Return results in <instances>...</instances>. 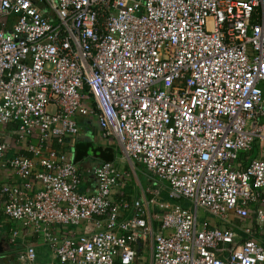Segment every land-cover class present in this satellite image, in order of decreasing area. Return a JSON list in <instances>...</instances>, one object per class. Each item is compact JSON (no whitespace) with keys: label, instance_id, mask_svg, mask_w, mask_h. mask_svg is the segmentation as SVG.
<instances>
[{"label":"built area","instance_id":"1","mask_svg":"<svg viewBox=\"0 0 264 264\" xmlns=\"http://www.w3.org/2000/svg\"><path fill=\"white\" fill-rule=\"evenodd\" d=\"M78 115L191 206L114 200L124 174L110 161L81 192L52 147L77 134ZM0 125L31 154L6 158L0 141L17 176L0 208L21 224L12 241L24 229L48 247L44 264H134L148 236L150 264H264L251 235L264 229V0H0ZM254 146L261 157L242 167ZM198 209L243 226L200 222ZM83 222L94 230L61 233ZM17 257L41 264L33 243Z\"/></svg>","mask_w":264,"mask_h":264},{"label":"crops","instance_id":"2","mask_svg":"<svg viewBox=\"0 0 264 264\" xmlns=\"http://www.w3.org/2000/svg\"><path fill=\"white\" fill-rule=\"evenodd\" d=\"M78 124V132L75 136L67 137L64 141V147L54 144L52 147L56 150L63 151L66 153L68 158L75 163L78 173L80 174L81 184L80 191L81 192H94L96 189V184L93 178L88 175V170L93 166L99 165L103 162L110 161L113 162L116 160V152L120 151V147L118 146V142L113 138H103L100 134V130L97 126L95 119L92 116L78 115L76 117ZM12 126V125H11ZM13 128V126L11 127ZM5 140L10 144V147L5 157L11 158L18 155H24L22 152L26 151L24 147L17 145L15 142L14 136L6 135L4 132H0V141ZM27 152V151H26ZM30 154V153H29ZM26 156V155H24ZM31 156V154H30ZM261 157V153L258 151V147L254 146L248 153L244 154L241 159L242 167L245 166L250 158ZM0 163V185L4 182H13L17 180V176L15 172L11 169L6 168ZM139 165L142 170L143 177L147 182V186L144 187V182L140 181V185L136 189V194H131L126 191H122L120 186L116 185L112 190V198L114 200H126L132 202L133 200L142 199L144 197H152V196H161V191L167 190L165 185L154 183L151 180L144 169L143 166ZM152 189V192L149 190ZM155 191V192H154ZM167 192V191H166ZM162 198V196H161ZM168 199V192L167 197ZM160 199V197L158 198ZM161 200V199H160ZM123 217H129L130 210L121 211ZM206 218V217H205ZM227 223L217 220L216 218L209 217L208 222H210L211 226L225 227H242L243 223L236 219L233 214H229L227 218ZM5 223L9 225L8 229H5ZM251 223L248 222V225ZM246 225V224H244ZM21 228V224L18 222H13L7 220L0 208V264H24L20 260H18L17 254L22 251L26 244L33 243L37 252V263H47L51 260L52 255L47 252V246L39 240L36 234L31 233L30 231H26L22 229L18 236L12 241L10 238V230L12 228ZM156 228V226H154ZM94 230V226L92 222H83L77 227H69V228H61L62 234L69 233H89ZM262 230H257V227H252V236L254 238L260 240L264 244V233ZM243 234V233H241ZM149 236L146 237L141 242L139 246V260L134 264H150L151 260V240H149ZM146 251L148 254L144 256ZM145 257V258H144ZM115 264H120L118 261Z\"/></svg>","mask_w":264,"mask_h":264},{"label":"rangeland","instance_id":"3","mask_svg":"<svg viewBox=\"0 0 264 264\" xmlns=\"http://www.w3.org/2000/svg\"><path fill=\"white\" fill-rule=\"evenodd\" d=\"M12 126L8 125H0V132H4V134L6 135H11V131H12ZM121 151V148H120ZM116 160L114 161V165L117 167V169L120 172H123V178L120 181V189H122V191H126L129 192L131 194H136V189L137 187L140 185V181L144 182V187L147 186V182L145 180V177H143L142 174V170L141 167L139 165H133L131 161H129L122 152L117 151L116 152ZM149 190L152 192V189L149 188ZM167 190H162L161 191V196H163L164 198L167 197ZM155 192V191H154ZM161 196H158V198ZM159 199V200H160ZM164 201L172 204L174 202L180 203L181 205L185 206V207H190L191 203L187 200L181 199V200H172V199H168L166 198ZM197 216H198V220L201 221H207L208 222V218L212 217L211 215L207 214L205 211H203L202 209H198L197 211ZM206 217V218H205ZM214 218V217H212ZM20 227H18L17 229H19ZM262 233H264V229H262L261 231ZM50 250L47 247V252ZM143 253L144 256H147L148 254L146 253V251H144ZM145 258V257H144Z\"/></svg>","mask_w":264,"mask_h":264},{"label":"trees","instance_id":"4","mask_svg":"<svg viewBox=\"0 0 264 264\" xmlns=\"http://www.w3.org/2000/svg\"><path fill=\"white\" fill-rule=\"evenodd\" d=\"M22 153H23L24 155H26V156H30V154H29L28 152H26V151H23ZM165 199H166V198H164V197L162 196L161 201H164ZM4 228H5V229H8V228H9V225L5 223Z\"/></svg>","mask_w":264,"mask_h":264}]
</instances>
